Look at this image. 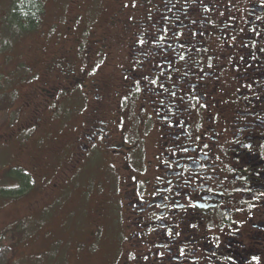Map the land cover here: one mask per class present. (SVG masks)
I'll use <instances>...</instances> for the list:
<instances>
[{
  "label": "flooded vegetation",
  "instance_id": "obj_1",
  "mask_svg": "<svg viewBox=\"0 0 264 264\" xmlns=\"http://www.w3.org/2000/svg\"><path fill=\"white\" fill-rule=\"evenodd\" d=\"M132 5L109 27L134 63L60 108L83 134L73 166L98 154L101 213L131 242L112 263L264 264V0ZM106 42L88 79L120 56Z\"/></svg>",
  "mask_w": 264,
  "mask_h": 264
},
{
  "label": "rangeland",
  "instance_id": "obj_2",
  "mask_svg": "<svg viewBox=\"0 0 264 264\" xmlns=\"http://www.w3.org/2000/svg\"><path fill=\"white\" fill-rule=\"evenodd\" d=\"M13 1L20 7L23 4L22 0H0V92L4 94L0 98V233L12 229L0 242V264H13L18 253L22 257L46 254L55 243L54 253L62 255L65 264H113L121 253L119 243L128 248L131 242L120 241L118 229L101 213L100 185H96L101 161L95 154L86 165L83 162L84 167L75 169L76 152L65 143L83 134L69 122L73 114H64L58 121L54 97L44 100L42 95L55 94V80L48 69L49 63L59 61L55 58L61 63H67L69 57L75 61L77 80L73 82L77 85L88 84L90 79L111 82L127 59L124 68L131 67L134 61L128 51H122V46L126 47L122 27L111 30L109 22L123 1L131 2V10L138 13L136 0H37L40 13L37 19L35 16L36 23L11 27ZM12 28L17 35H8ZM73 32L81 33V40L85 36L88 47L83 48L88 52L106 37V45L117 49L120 56L102 59L103 67H97L88 79L86 71L100 63L91 53L84 62L75 56L82 41L78 44ZM39 49L43 50L40 56ZM23 188L25 192L17 195ZM21 235L22 245L18 240ZM53 258L54 254L49 260ZM32 263L38 264L37 259Z\"/></svg>",
  "mask_w": 264,
  "mask_h": 264
},
{
  "label": "trees",
  "instance_id": "obj_3",
  "mask_svg": "<svg viewBox=\"0 0 264 264\" xmlns=\"http://www.w3.org/2000/svg\"><path fill=\"white\" fill-rule=\"evenodd\" d=\"M23 1V4H22V6L20 7L19 5H18V3L16 4V2L15 1H13L12 2V10H11V14H12V17L13 18H10L11 19V23L9 22V21H7V23H8V25H9V23H10V25H11V27L12 26H16V25H20V23H26V25H27V21L31 24V26H33V24L34 23H36V19H37V17L39 16V13H40V5L37 3L38 1L37 0H22ZM31 4H33V6L31 5ZM39 11V12H38ZM35 16H36V19H35ZM11 17V16H10ZM28 19V20H27ZM32 28V27H31ZM14 29L12 28V30H11V32H10V34H8V35H17V34H15L16 33V31H13ZM73 34H75L74 32H73ZM8 35H6V37L8 36ZM12 35V36H13ZM76 36H78V40H76L75 39V41H77V43H78V41L81 43V41H82V43L80 44V49H81V51H80V49H78V51L75 53V56L77 57V58H79L80 60H82L83 62L84 61H86L87 60V54H88V51H87V49L85 48H83V46L84 47H88L87 46V42H88V40H87V42H85L84 41V38H85V36H84V38L81 40V33H77V34H75ZM11 36V37H12ZM4 42L5 43H7V42H10V41H8V40H4ZM66 43V42H65ZM64 43V44H65ZM41 44H43V43H40L39 45H41ZM79 44V43H78ZM47 48H49L50 46L48 45V46H46ZM52 47H54V45L52 46ZM59 47V46H58ZM58 47H54V48H58ZM47 48H45V49H47ZM40 49H42V48H40ZM38 50V54H39V56L41 55V53H42V51L41 50ZM51 49V48H50ZM70 58V60H69V62H68V65H66V66H61L62 68H60L59 66H57V64L58 63H61L60 62V59L59 58H55V60H59V61H54V63L53 64H51V63H49V65H48V69H50L49 71L53 74L52 75V79H54L55 80V83H54V86H53V90H54V96H52V94L50 93V94H48V95H50V96H43L42 95V98L44 97V100H46V99H48V98H51V97H54L53 98V100H54V102H55V104L57 105V108H58V110H57V112H58V115H59V118H58V121H59V119L62 121V118H61V110H60V108H64L65 110H67L68 109V104L70 103L69 101H68V103L67 104H65L63 101L65 100V101H67V97L69 96V94H76L77 93V90L76 89H74V88H70L69 90H67L68 88H69V86H70V84H72V85H77V83H74L73 81H76L77 79H75V76L77 75V74H73L72 72H73V70H74V72L76 71V68L74 69L73 67H74V62L75 61H73L72 60V58L71 57H69ZM53 60V59H52ZM40 61V60H39ZM38 61V62H39ZM61 61H62V59H61ZM29 67V66H28ZM53 68L55 69V70H53ZM61 69H63V71H61ZM42 73V72H41ZM41 73H39V74H41ZM38 75V72H37V74H36V76ZM41 77H43V75L41 76ZM72 77V78H71ZM74 77V78H73ZM38 78L36 77V79L35 80H33L32 82H36V80H37ZM45 85H42V88L44 87ZM48 87H50V86H48ZM44 93H46L47 92V89H41ZM48 93H49V91H48ZM3 95V96H2ZM13 96L15 97V95L13 94ZM72 96V95H71ZM1 97H4V94L2 93V92H0V98ZM14 97H13V99H12V102H13V100H14ZM10 101H8L6 104H5V106L9 103ZM61 103V104H60ZM55 105V106H56ZM27 127H29V126H27ZM63 128H65L64 126H62L61 127V130H63ZM21 178H19L20 180H22V181H24L22 178V176H20ZM26 181H28V179L26 178ZM29 185H26V187H28ZM24 190H22V191H20L17 195H19V194H22V193H24L25 192V188H23ZM45 212H47V210H45L43 213H45ZM19 225L20 224H22V222L20 223H18ZM10 230H12L11 228H8V229H6V230H4V231H2L1 233H0V242L1 241H3L4 239H5V237H6V235H7V233H9L10 232ZM27 233H28V235H31V233H30V229L29 228H27ZM22 239H23V237H22V235H21V237H19L18 238V240L19 241H22ZM23 244V241H22V243H21V245ZM55 247H58V243H55L52 247H51V249L45 254H38V255H33V256H30V257H22L19 253L17 254V258L15 257V259L13 258L12 259V262H13V264H35V263H32L33 262V260H34V258H36L37 259V262H38V264H65V261L63 260V256L61 255V257H60V255H57L56 253H54V249H55ZM16 251V250H15ZM54 254V258H53V260H49V258L52 256ZM46 255V256H45ZM67 263V262H66Z\"/></svg>",
  "mask_w": 264,
  "mask_h": 264
}]
</instances>
